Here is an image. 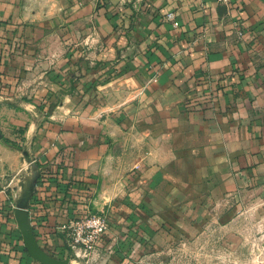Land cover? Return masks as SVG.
<instances>
[{"label": "crops", "instance_id": "1", "mask_svg": "<svg viewBox=\"0 0 264 264\" xmlns=\"http://www.w3.org/2000/svg\"><path fill=\"white\" fill-rule=\"evenodd\" d=\"M39 11L0 0V264L143 262L145 206L223 221L264 206V0ZM36 104L51 120L31 125ZM92 210L113 223L85 254L70 225Z\"/></svg>", "mask_w": 264, "mask_h": 264}, {"label": "rangeland", "instance_id": "2", "mask_svg": "<svg viewBox=\"0 0 264 264\" xmlns=\"http://www.w3.org/2000/svg\"><path fill=\"white\" fill-rule=\"evenodd\" d=\"M32 1L40 10L39 12L44 13L55 6L66 5L72 0ZM53 105L51 104V106ZM71 105L75 107V104ZM37 106V115L34 118L31 116V125H39L43 119L51 120L52 112L55 109L51 112V106L49 108L47 106V109L42 105ZM28 127L27 123L24 127L16 129L21 134V140L13 142L14 144L21 145L23 143L25 136L23 138L22 136L26 134ZM138 174L134 173V182L140 178L135 177ZM145 207L150 208L153 212L144 226L150 234L149 258L141 262L139 257H134L133 264H264V206L259 209L249 206L246 209L245 217L227 221L206 218V215L201 219L192 220L189 215L193 210H196L197 206ZM171 209H175L176 220L170 214L172 213ZM204 210H206L205 206H201L199 212L204 213ZM217 212L220 210L215 213ZM91 213H101L112 226L113 222L110 221L106 211L94 212L92 210ZM157 231H160L161 237L156 238V235L151 237V232ZM157 240L171 248L157 253L155 250L158 244Z\"/></svg>", "mask_w": 264, "mask_h": 264}, {"label": "built area", "instance_id": "3", "mask_svg": "<svg viewBox=\"0 0 264 264\" xmlns=\"http://www.w3.org/2000/svg\"><path fill=\"white\" fill-rule=\"evenodd\" d=\"M220 5L227 8L228 12L231 6V0H216ZM175 18V13L169 15ZM70 229L72 232V241L75 246L90 254L96 250L99 243L110 229L108 220L101 214L87 213L74 220Z\"/></svg>", "mask_w": 264, "mask_h": 264}]
</instances>
